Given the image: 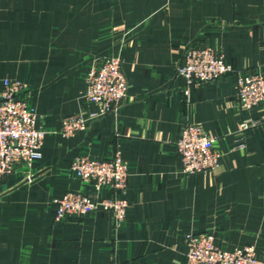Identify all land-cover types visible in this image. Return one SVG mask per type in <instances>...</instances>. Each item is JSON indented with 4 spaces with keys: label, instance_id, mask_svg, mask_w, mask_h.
<instances>
[{
    "label": "crops",
    "instance_id": "1",
    "mask_svg": "<svg viewBox=\"0 0 264 264\" xmlns=\"http://www.w3.org/2000/svg\"><path fill=\"white\" fill-rule=\"evenodd\" d=\"M189 43L264 73V0H1L0 93L6 78L26 83L47 133L41 158L0 180V264H187L192 232L264 255V103L241 108L237 72L193 84L188 96L177 66ZM119 49L125 101L64 136L65 116L97 110L86 77ZM247 117L259 122L242 133ZM188 121L216 137L213 172L182 171L176 141ZM117 150L129 167L124 224L102 210L56 220V198L97 194L71 169L74 158Z\"/></svg>",
    "mask_w": 264,
    "mask_h": 264
},
{
    "label": "built area",
    "instance_id": "2",
    "mask_svg": "<svg viewBox=\"0 0 264 264\" xmlns=\"http://www.w3.org/2000/svg\"><path fill=\"white\" fill-rule=\"evenodd\" d=\"M177 71L186 79L185 93L188 96L193 84L237 72V95L241 108L251 112L264 103V73L237 71L216 47L193 43L185 45ZM86 82L84 97L98 108L65 116L60 128L64 136L86 130L93 120L114 112L125 101L128 80L121 49L100 60L87 75ZM26 89V83L6 78L0 93V180L20 166L29 170L33 162L42 156L47 131L38 126V114L24 95ZM258 122L247 117L241 122L240 131L244 133ZM215 143V136L199 124L188 121L176 141L182 171L186 175L213 172L220 159ZM236 147L243 149L246 143L241 142ZM71 169L82 182L92 184L97 194L92 196L84 191L72 190L56 198V220L102 210L111 213L116 227H121L131 205L127 198L129 167L122 153L117 150L105 159L77 156L71 163ZM104 187L112 191L111 195L99 194ZM185 240L188 245L187 264H264V255H259L255 244L232 250L222 249L210 232H192L186 235Z\"/></svg>",
    "mask_w": 264,
    "mask_h": 264
}]
</instances>
